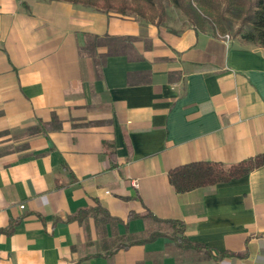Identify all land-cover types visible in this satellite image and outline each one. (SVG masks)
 Returning a JSON list of instances; mask_svg holds the SVG:
<instances>
[{
    "label": "crops",
    "instance_id": "0c3cea01",
    "mask_svg": "<svg viewBox=\"0 0 264 264\" xmlns=\"http://www.w3.org/2000/svg\"><path fill=\"white\" fill-rule=\"evenodd\" d=\"M23 1L0 0V229L15 224L0 233V264H264V166L181 196L168 177L264 153V46L225 41L169 9L157 24ZM86 34L135 40L98 78L79 54ZM99 203L122 223L70 220ZM148 212L242 256L214 259L169 236L118 249L173 232Z\"/></svg>",
    "mask_w": 264,
    "mask_h": 264
},
{
    "label": "trees",
    "instance_id": "16d2710c",
    "mask_svg": "<svg viewBox=\"0 0 264 264\" xmlns=\"http://www.w3.org/2000/svg\"><path fill=\"white\" fill-rule=\"evenodd\" d=\"M21 4L28 8L23 0ZM71 2L75 5H81L106 12L114 11L122 15H136L148 22L161 24L165 21L168 9L171 6L165 4L164 0H61ZM173 6L181 10L188 17L189 21L201 31L211 30L214 35L222 36L227 34V29L235 21L239 22V27L235 31L236 36H240L244 41L252 42L264 46V0H170ZM135 40L134 37H117L109 34L97 35L86 34V42L79 48L81 57L87 55L94 60L96 76L102 78V70L106 60L111 55L125 54V47L129 46ZM106 47V53H98V48ZM54 117L51 125H54ZM43 127H45L43 125ZM53 127V126H52ZM57 128L56 126H54ZM59 128V127H58ZM32 133H39L40 128H30ZM115 152L111 153V158ZM264 166V153L257 154L242 161L224 164L215 161H194L176 166L169 170L168 177L176 192L181 196L195 188L214 185L218 183L229 182L233 179H239L250 172ZM88 215H94L103 223L112 222L122 223L119 218L111 217L106 207L100 203L93 209H82L78 214L70 217V220H79ZM135 215L130 214L129 219ZM145 217L151 216L159 221H164L173 227L171 234L163 232H153L145 239L118 245L117 248H128L136 243H145L155 240L160 236H169L180 246L186 249H194L198 252H204L208 257L221 259L226 256H242V254L231 251H219L204 243L191 241L185 235V223L181 220H164L155 217L148 212ZM15 224L8 229H0V233L10 234L14 230Z\"/></svg>",
    "mask_w": 264,
    "mask_h": 264
},
{
    "label": "rangeland",
    "instance_id": "374dc122",
    "mask_svg": "<svg viewBox=\"0 0 264 264\" xmlns=\"http://www.w3.org/2000/svg\"><path fill=\"white\" fill-rule=\"evenodd\" d=\"M164 2H165V4H167L168 6H171V7L169 8V11H170V12H174V14H175V18L179 16V19L184 20L186 24L189 23V19H188V17L185 16V13H183V12L180 11L179 9L175 8V7L173 6V4L170 2V0H164ZM173 16H174V15H173ZM175 18H174V19H175ZM175 20H176V19H175ZM179 24H182V23L179 22ZM238 27H239V22L235 21V22L233 23V25L227 29V34H229L230 36H236V35H235V31L238 29ZM239 37H240V36H239ZM20 137H21V135H19V134L16 135V140H18V138H20Z\"/></svg>",
    "mask_w": 264,
    "mask_h": 264
},
{
    "label": "built area",
    "instance_id": "2783aa9c",
    "mask_svg": "<svg viewBox=\"0 0 264 264\" xmlns=\"http://www.w3.org/2000/svg\"><path fill=\"white\" fill-rule=\"evenodd\" d=\"M225 41H228L230 39V35L226 34V35H222L221 36Z\"/></svg>",
    "mask_w": 264,
    "mask_h": 264
}]
</instances>
